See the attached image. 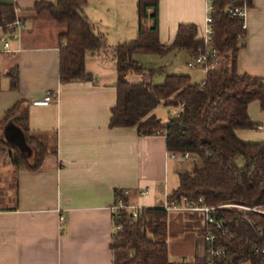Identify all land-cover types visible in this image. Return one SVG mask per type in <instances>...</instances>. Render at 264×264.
Segmentation results:
<instances>
[{
  "label": "crops",
  "instance_id": "crops-1",
  "mask_svg": "<svg viewBox=\"0 0 264 264\" xmlns=\"http://www.w3.org/2000/svg\"><path fill=\"white\" fill-rule=\"evenodd\" d=\"M142 1L149 5L153 0ZM42 2L54 0H0V5L15 8V20L23 24L18 37L9 40L7 52L0 30V139L22 155L28 151L22 131L5 119L20 104L27 111L29 136L47 150L34 172L12 165L8 154L13 149L6 159L0 158V264H114L110 209L116 193L129 208L162 209L179 186V179L178 184L170 179L176 164L167 159L164 136H140L134 127L109 126L118 81L112 49L136 39L138 0H86L82 13L105 45L86 57L89 80L74 83L59 81V50L66 28L47 12L36 11ZM205 10L206 0H157L159 43L170 47L180 25L195 26L199 39ZM151 25L146 20L142 27ZM245 25L237 74L264 79V0H248ZM190 53L185 49L147 55L158 58L147 69L155 71L152 78L183 72L191 84H200L205 75L187 67ZM141 55L135 54L133 60L139 63L134 57ZM13 71L16 88L9 77ZM130 75L125 77L130 84L147 81L145 75L146 79L128 81ZM45 96L53 103L32 106ZM247 114L255 127L237 131V139L264 143V109L255 101ZM24 157L33 163L32 155Z\"/></svg>",
  "mask_w": 264,
  "mask_h": 264
},
{
  "label": "trees",
  "instance_id": "trees-1",
  "mask_svg": "<svg viewBox=\"0 0 264 264\" xmlns=\"http://www.w3.org/2000/svg\"><path fill=\"white\" fill-rule=\"evenodd\" d=\"M213 4L212 46L219 62L200 84H191L188 76L169 75L162 84L154 85L151 78L155 71L135 62V54L163 56L185 49L197 52L202 42L197 38L195 26L180 25L174 43L170 47L162 46L158 41L157 0L149 5L138 0L136 39L112 49L118 81L109 126L134 127L140 136L146 137L164 133L167 153L189 155L187 160L174 161L179 186L168 199L202 198L210 206L261 207L264 206V143H243L237 139L236 132L255 127L247 108L256 101L264 109V79L237 74V53L244 32L238 20L226 13L227 0H213ZM85 5L86 0H54L36 7L37 12H47L66 28L59 50L61 83L88 81L86 57L105 45L83 15ZM148 8L150 13H147ZM15 19L13 6L0 5V29L4 33ZM146 20L152 24L149 28L142 27ZM128 73L145 75L147 81L130 84L125 80ZM9 77L12 87L16 88V72H11ZM162 103L173 110L181 107L176 116L168 115L165 125L153 114ZM5 119H11L22 131L24 143L32 151L33 163L2 139L0 148L13 149L8 155L14 167L37 171L47 150L29 136L27 111L17 104L7 112ZM116 196L120 194L117 192ZM122 201L125 203L124 199ZM170 215L163 209L144 208L137 211L133 219L130 211H120L116 223L122 227V232L113 235L111 242L114 264H207L203 242L206 229L202 219L196 215H182L192 223L194 230L172 235L168 231ZM222 218L229 233L218 236L216 247L225 250L226 255L216 264H264V217L227 209ZM197 238L203 244L201 256L197 251ZM255 249L260 251L256 253Z\"/></svg>",
  "mask_w": 264,
  "mask_h": 264
},
{
  "label": "built area",
  "instance_id": "built-area-1",
  "mask_svg": "<svg viewBox=\"0 0 264 264\" xmlns=\"http://www.w3.org/2000/svg\"><path fill=\"white\" fill-rule=\"evenodd\" d=\"M248 10V0H227L226 13L231 19L238 20L240 28L243 32L246 30V15ZM215 14L213 0H206V10H205V20L204 27L199 37V40L202 42V48L197 52L190 53V59L187 63L189 69H198L206 76L208 71L219 62V57L217 51L212 46V39L214 35L213 29V17ZM23 28V24L15 20L12 24L7 25V31L3 34L1 43L3 46V51L9 50V40L16 39L19 32ZM1 30V29H0ZM53 99L50 96H45L40 100H35L32 102L33 107L45 108L53 103ZM181 108V107H180ZM179 108V109H180ZM179 109L172 110L171 116H176ZM261 129V128H260ZM155 136H165L163 133L160 134L157 132ZM189 155L187 153H177L171 152L167 153V159L170 161L175 160H187ZM59 167L62 166L60 161L57 162ZM145 194V193H144ZM169 198V197H168ZM166 198L163 210L167 214L175 215H196L202 219V223L205 226L206 232L203 237L204 246L207 254V264H216L217 261L222 259L226 252L223 249L216 247L218 242V236L227 235L229 233L228 226L223 220V212L227 209H237L247 213H253L258 216L264 217V206L249 208L245 206L235 205V204H225L219 206H210L202 198L197 200L189 199L186 197L181 198L180 200H170ZM141 208H129L122 201V197H117L116 203L110 209L112 215V224H113V235L118 232H122V227L116 223L120 211H130L132 218H136V212ZM59 222H64V217L59 216ZM262 233V230L260 231ZM260 250L255 249V252L258 253ZM264 254V248L262 250Z\"/></svg>",
  "mask_w": 264,
  "mask_h": 264
},
{
  "label": "rangeland",
  "instance_id": "rangeland-1",
  "mask_svg": "<svg viewBox=\"0 0 264 264\" xmlns=\"http://www.w3.org/2000/svg\"><path fill=\"white\" fill-rule=\"evenodd\" d=\"M136 59V61L139 62V64L143 67H154L156 64L154 62V60H158L157 59H151L152 57H147V55H141L139 57H134ZM190 59V58H189ZM161 60V59H159ZM162 63H165V62H162ZM162 65H165V64H162ZM168 68V67H167ZM187 71L190 72L189 69H186ZM186 72V71H185ZM130 77L128 79V81H139L141 79H144L145 76L144 75H136L134 73H130ZM180 75V74H179ZM181 75H185L183 72L181 73ZM202 76V75H200ZM146 79V78H145ZM163 80H164V75L163 74H157L155 75L153 78H152V83L154 85H157V84H161L163 83ZM173 109H171L170 107H166L163 103L161 105H159L155 110H154V114L155 116L157 117L158 120L161 121V123L163 125L167 124V121H168V115L171 113ZM13 141V139H12ZM23 145L27 148V152L24 153V155L26 157H28V159L31 158V155H32V159H33V154H32V151L31 149L23 142ZM9 146V145H8ZM8 148H5V147H1L0 148V158L3 159V158H7L6 157V154L8 153ZM11 150V149H10ZM31 153V154H29ZM238 164L241 165V162L238 161ZM170 179L172 180V182L175 184L177 183L178 184V177L176 176V174L174 172H171L170 174ZM193 225L191 222L187 221L186 219H184V217H182V215H179V214H175L174 216L173 215H170V218L168 220V231H169V234H172V235H183V234H186L188 232H191L193 231ZM197 242V251H198V255H202V241L200 238H197L196 240Z\"/></svg>",
  "mask_w": 264,
  "mask_h": 264
}]
</instances>
